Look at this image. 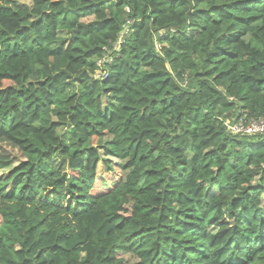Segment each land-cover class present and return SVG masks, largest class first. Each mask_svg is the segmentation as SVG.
<instances>
[{
  "label": "trees",
  "instance_id": "trees-1",
  "mask_svg": "<svg viewBox=\"0 0 264 264\" xmlns=\"http://www.w3.org/2000/svg\"><path fill=\"white\" fill-rule=\"evenodd\" d=\"M29 1L0 0V264H264V133L225 124L264 119V0Z\"/></svg>",
  "mask_w": 264,
  "mask_h": 264
},
{
  "label": "built area",
  "instance_id": "built-area-1",
  "mask_svg": "<svg viewBox=\"0 0 264 264\" xmlns=\"http://www.w3.org/2000/svg\"><path fill=\"white\" fill-rule=\"evenodd\" d=\"M128 11V10H127ZM129 24V23H128ZM128 33L127 28L124 29L122 32L120 38L113 46V51H118L124 36ZM162 32L159 33V36H162ZM156 48L159 49V44H156ZM107 60V61H106ZM111 61L110 57H107V55L101 59L98 60L97 66L100 67V70L97 71L94 75H92V78L95 80H104L108 77V73L103 70V65L107 64ZM227 130L230 134L233 135H258L264 133V119L258 120V121H250L249 123L245 124L243 121H233V122H226Z\"/></svg>",
  "mask_w": 264,
  "mask_h": 264
},
{
  "label": "rangeland",
  "instance_id": "rangeland-1",
  "mask_svg": "<svg viewBox=\"0 0 264 264\" xmlns=\"http://www.w3.org/2000/svg\"><path fill=\"white\" fill-rule=\"evenodd\" d=\"M15 1L17 2V4H19V5L23 6V7H26V8H29L30 5H31V2L29 0H15ZM63 132H64V130H62V129L59 130L60 134H63ZM6 174H7V171H3L2 172V175H6ZM99 174H100V176H99V179H98V182H97V186H96V191L95 192L105 190L104 186H103V179L108 178V180H110V182H112V181H114V179H116L118 177L117 169L113 173L104 175V173L102 172V168L100 167L99 168ZM6 188L7 187L3 188V190H5ZM131 261H132V259L129 260V262H131Z\"/></svg>",
  "mask_w": 264,
  "mask_h": 264
},
{
  "label": "water",
  "instance_id": "water-1",
  "mask_svg": "<svg viewBox=\"0 0 264 264\" xmlns=\"http://www.w3.org/2000/svg\"><path fill=\"white\" fill-rule=\"evenodd\" d=\"M72 131H74V130H72Z\"/></svg>",
  "mask_w": 264,
  "mask_h": 264
}]
</instances>
